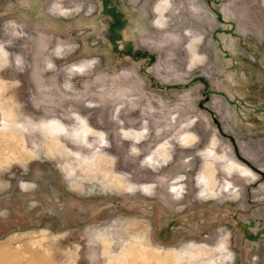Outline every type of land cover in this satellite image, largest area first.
I'll return each mask as SVG.
<instances>
[{
    "label": "rangeland",
    "instance_id": "374dc122",
    "mask_svg": "<svg viewBox=\"0 0 264 264\" xmlns=\"http://www.w3.org/2000/svg\"><path fill=\"white\" fill-rule=\"evenodd\" d=\"M0 264H264V0H0Z\"/></svg>",
    "mask_w": 264,
    "mask_h": 264
}]
</instances>
